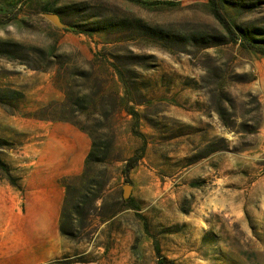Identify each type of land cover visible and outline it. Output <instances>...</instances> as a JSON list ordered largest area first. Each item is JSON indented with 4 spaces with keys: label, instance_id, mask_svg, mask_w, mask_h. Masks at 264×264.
I'll return each instance as SVG.
<instances>
[{
    "label": "rangeland",
    "instance_id": "1",
    "mask_svg": "<svg viewBox=\"0 0 264 264\" xmlns=\"http://www.w3.org/2000/svg\"><path fill=\"white\" fill-rule=\"evenodd\" d=\"M262 50L264 0H0V179L94 144L46 264H264Z\"/></svg>",
    "mask_w": 264,
    "mask_h": 264
},
{
    "label": "crops",
    "instance_id": "2",
    "mask_svg": "<svg viewBox=\"0 0 264 264\" xmlns=\"http://www.w3.org/2000/svg\"><path fill=\"white\" fill-rule=\"evenodd\" d=\"M53 129L51 136L45 132L44 149L38 154L35 150L34 167L23 177V198L20 190L0 179V264H46L61 253L65 190L60 178L82 171L91 141L76 127Z\"/></svg>",
    "mask_w": 264,
    "mask_h": 264
},
{
    "label": "trees",
    "instance_id": "3",
    "mask_svg": "<svg viewBox=\"0 0 264 264\" xmlns=\"http://www.w3.org/2000/svg\"><path fill=\"white\" fill-rule=\"evenodd\" d=\"M261 49V48H259ZM264 55V50H262V52H260ZM93 148H94V144H92V150L88 153L87 157H86V160H85V164L86 166L89 164V161L92 159V154H93ZM136 165V158L133 157V158H130L129 160H127V163L125 165V168H124V173L127 174L128 171L130 169H132L134 166ZM84 172H85V169H84ZM65 183V182H64ZM65 187H67V184H64ZM133 198L132 197H129L128 199H125L124 200V203L128 206H131L133 203ZM65 214V209L64 211H62L61 215L63 216ZM60 231L63 233V228L60 227Z\"/></svg>",
    "mask_w": 264,
    "mask_h": 264
},
{
    "label": "water",
    "instance_id": "4",
    "mask_svg": "<svg viewBox=\"0 0 264 264\" xmlns=\"http://www.w3.org/2000/svg\"><path fill=\"white\" fill-rule=\"evenodd\" d=\"M46 16L52 20L55 24L57 25H62L59 17L54 14V13H46ZM130 189H131V185H126L125 189H124V198H127L130 196Z\"/></svg>",
    "mask_w": 264,
    "mask_h": 264
}]
</instances>
